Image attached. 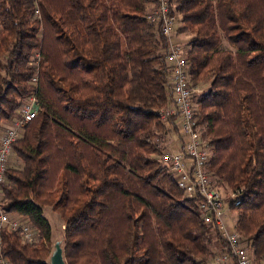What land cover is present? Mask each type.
<instances>
[{
	"label": "trees",
	"instance_id": "1",
	"mask_svg": "<svg viewBox=\"0 0 264 264\" xmlns=\"http://www.w3.org/2000/svg\"><path fill=\"white\" fill-rule=\"evenodd\" d=\"M155 5L0 0V134L28 98L39 108L11 148L21 167L7 163L1 187L6 212L35 241L3 230L6 264H49L45 206L64 220L66 264H209L211 247H224L200 217V197L181 191L160 158L177 129L157 116L173 99L167 40L147 19ZM169 7L176 34L189 38L188 81L207 85L194 117L210 184L238 192L234 231L263 264L264 0Z\"/></svg>",
	"mask_w": 264,
	"mask_h": 264
},
{
	"label": "built area",
	"instance_id": "2",
	"mask_svg": "<svg viewBox=\"0 0 264 264\" xmlns=\"http://www.w3.org/2000/svg\"><path fill=\"white\" fill-rule=\"evenodd\" d=\"M170 0H156L154 9L148 14L150 23L159 26L167 40V65L172 104L157 112L161 122L172 119L182 137L179 152L163 157L176 178L177 187L188 196L200 197L199 214L205 224H213L225 244L218 253L220 264H252L248 250L240 243L234 228L228 229L223 219L224 209L230 211V204L239 205L238 192H232L231 199L225 200L223 194L210 184L206 171L209 154L203 146L197 131L194 117V98L198 94L196 87L190 85L187 77L188 66L182 46L174 42L176 21L170 16ZM38 14V11H35ZM37 77L31 84H37ZM36 99H27L12 123H3L0 134V233L3 230L19 231L23 240L35 241V234L29 225L20 223L17 218L6 212L3 204L2 184L12 145L18 141L27 125L36 117L38 110ZM38 107V105H37Z\"/></svg>",
	"mask_w": 264,
	"mask_h": 264
},
{
	"label": "rangeland",
	"instance_id": "3",
	"mask_svg": "<svg viewBox=\"0 0 264 264\" xmlns=\"http://www.w3.org/2000/svg\"><path fill=\"white\" fill-rule=\"evenodd\" d=\"M36 15H38V17H39L40 13L38 12V14H36ZM175 21H176V19H175ZM179 27H180V25H179V22L177 21L176 22V26H175V30H176V28L178 30ZM188 39H189L188 36H186V35H177L176 32H175L174 42L177 43V44H180L182 46V48L184 50V54H185V51H186V43H187ZM195 87L198 90V94L194 98V108H196V104L195 103H196L198 97L207 88V85H205L203 83H200L199 85H197ZM195 121H196V119H195ZM181 140H182V137L180 136V134H179V132L177 130H174L170 134L166 135L163 138V142L160 143L161 146H164L163 154H162V156L160 158H162V160H163V157H165L166 155H168V154L171 155V153L179 152L180 146L182 145L181 144ZM152 158L159 160V158L156 157V156H153ZM8 164L14 166L15 168L21 167V162L16 160L15 158L10 159L8 161ZM219 191L223 194V196L225 197V200L231 199V194L233 192L232 189L227 188V187H222V188L219 189ZM43 216H44V218L47 219V221H48V223L50 224V227H51V240H50L51 252H50L49 257L47 259V261L49 263L50 256H51V254L54 251L55 243L58 242L60 244V246H61V249H62L63 237H64V220H63V218L60 216V214L58 212H56L55 210H53L52 208H50L48 206H45L43 208ZM223 219H224V222L226 224V227L228 229H231V227H234V223H235V220H236V214L234 212H232V211L226 210V208H225L224 209V214H223ZM36 237H37V243H38L39 236H36ZM219 250H221L220 247H217V248L215 246L211 247L212 254L215 255L214 257L216 258V260L212 261L209 264H216L215 261L218 264H220L218 262V259H217ZM249 256H250V254H249ZM250 258H251V256H250ZM0 264H6L5 260H1L0 259ZM254 264H256V263H254Z\"/></svg>",
	"mask_w": 264,
	"mask_h": 264
},
{
	"label": "water",
	"instance_id": "4",
	"mask_svg": "<svg viewBox=\"0 0 264 264\" xmlns=\"http://www.w3.org/2000/svg\"><path fill=\"white\" fill-rule=\"evenodd\" d=\"M34 108L38 110L37 105H35ZM49 264H66L62 256V249L58 242L54 245V251L50 256Z\"/></svg>",
	"mask_w": 264,
	"mask_h": 264
},
{
	"label": "crops",
	"instance_id": "5",
	"mask_svg": "<svg viewBox=\"0 0 264 264\" xmlns=\"http://www.w3.org/2000/svg\"><path fill=\"white\" fill-rule=\"evenodd\" d=\"M10 159H11V158H10ZM10 159H9V160H10ZM215 263L218 264L216 261H215Z\"/></svg>",
	"mask_w": 264,
	"mask_h": 264
}]
</instances>
